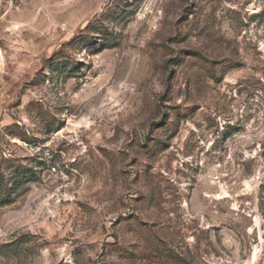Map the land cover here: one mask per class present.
<instances>
[{"label":"rangeland","instance_id":"1","mask_svg":"<svg viewBox=\"0 0 264 264\" xmlns=\"http://www.w3.org/2000/svg\"><path fill=\"white\" fill-rule=\"evenodd\" d=\"M0 264H264V0H0Z\"/></svg>","mask_w":264,"mask_h":264}]
</instances>
